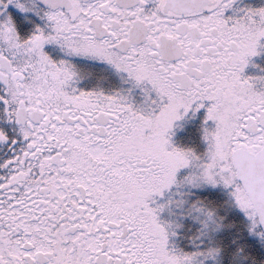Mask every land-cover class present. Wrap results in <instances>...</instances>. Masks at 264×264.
Returning <instances> with one entry per match:
<instances>
[{
	"label": "snow or ice",
	"instance_id": "1",
	"mask_svg": "<svg viewBox=\"0 0 264 264\" xmlns=\"http://www.w3.org/2000/svg\"><path fill=\"white\" fill-rule=\"evenodd\" d=\"M0 264H264V0H0Z\"/></svg>",
	"mask_w": 264,
	"mask_h": 264
}]
</instances>
